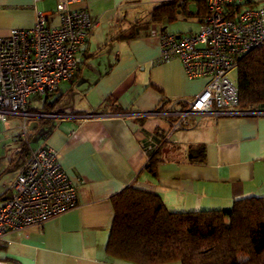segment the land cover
<instances>
[{
	"label": "crops",
	"instance_id": "obj_1",
	"mask_svg": "<svg viewBox=\"0 0 264 264\" xmlns=\"http://www.w3.org/2000/svg\"><path fill=\"white\" fill-rule=\"evenodd\" d=\"M59 1L0 0V36L33 27L38 13L54 12ZM169 1L174 0L69 3L70 10L87 11L97 25L78 54L77 76L57 95L63 97L65 114L39 127L41 114L31 108L28 120L9 113L0 124V203L31 153L49 148L77 186L78 205L41 226L12 233L0 246V264H132L105 251L114 219L111 198L129 186L158 195L173 213L224 211L237 200L264 197V105L188 117L184 128L171 131L176 118L165 113L172 104L183 110L207 80H189L179 59L161 61L159 37L199 29L178 32L174 27L180 21L192 20L181 14L173 24L132 28ZM190 11L196 13L195 3ZM194 20L200 28L201 20ZM58 25L56 16L49 18V26ZM114 107L125 114L111 112ZM105 109V114H93ZM197 145L206 147L204 164L188 161L189 148ZM159 148L163 162L154 177L145 166Z\"/></svg>",
	"mask_w": 264,
	"mask_h": 264
},
{
	"label": "built area",
	"instance_id": "obj_2",
	"mask_svg": "<svg viewBox=\"0 0 264 264\" xmlns=\"http://www.w3.org/2000/svg\"><path fill=\"white\" fill-rule=\"evenodd\" d=\"M60 0L52 13L39 12L35 25L12 29L0 36V124L9 113L30 117L34 99H47L77 76L78 54L88 42L96 21L84 10L68 8ZM207 15L190 35L163 33L161 61L179 59L189 80L207 84L186 107L172 104L166 116L176 120L171 131L184 128L188 117L234 114L239 108L236 79L230 72L241 59L264 45V0H205ZM56 16L59 25L49 26ZM54 116L38 115L41 119ZM78 205V188L62 168L57 153L40 148L11 187L10 198L0 203V246L17 231L38 227Z\"/></svg>",
	"mask_w": 264,
	"mask_h": 264
},
{
	"label": "trees",
	"instance_id": "obj_3",
	"mask_svg": "<svg viewBox=\"0 0 264 264\" xmlns=\"http://www.w3.org/2000/svg\"><path fill=\"white\" fill-rule=\"evenodd\" d=\"M195 3L196 13L190 11ZM185 19L202 20L207 15L205 0H174L154 7L145 23L167 25ZM132 35L126 39H133ZM239 111L246 112L264 105V45L244 56L237 66ZM111 103V99H107ZM169 104L164 102L159 112ZM63 97L45 100L36 114L62 116ZM93 112L94 115H102ZM125 114L120 107L111 111ZM82 115V114H81ZM52 119H41L39 127L49 126ZM38 127V128H39ZM189 163L204 164L206 147L189 148ZM163 160L160 148L150 154L145 171L157 177ZM114 219L106 245V254L132 264H264V197H249L234 202L229 210L173 213L161 198L132 186L111 198Z\"/></svg>",
	"mask_w": 264,
	"mask_h": 264
},
{
	"label": "rangeland",
	"instance_id": "obj_4",
	"mask_svg": "<svg viewBox=\"0 0 264 264\" xmlns=\"http://www.w3.org/2000/svg\"><path fill=\"white\" fill-rule=\"evenodd\" d=\"M174 28L178 30V32H181L183 34H188L191 31L195 32L199 29L198 23L194 19L188 21H180ZM170 29H172V27H170ZM229 76L232 80L237 79V70H233L232 72H230ZM58 93L59 91L54 93L52 96L48 97L47 99H34L29 105V109L41 107L42 102L45 100L53 101L57 97ZM51 119L53 120V122H56V120L59 118L53 117Z\"/></svg>",
	"mask_w": 264,
	"mask_h": 264
},
{
	"label": "water",
	"instance_id": "obj_5",
	"mask_svg": "<svg viewBox=\"0 0 264 264\" xmlns=\"http://www.w3.org/2000/svg\"><path fill=\"white\" fill-rule=\"evenodd\" d=\"M10 198V195H7L6 197H5V199H9Z\"/></svg>",
	"mask_w": 264,
	"mask_h": 264
}]
</instances>
